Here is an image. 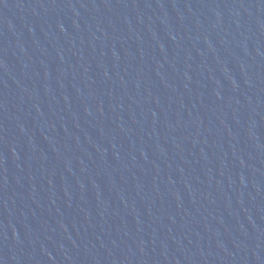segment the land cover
<instances>
[{
	"label": "water",
	"instance_id": "water-1",
	"mask_svg": "<svg viewBox=\"0 0 264 264\" xmlns=\"http://www.w3.org/2000/svg\"><path fill=\"white\" fill-rule=\"evenodd\" d=\"M0 264H264V0H0Z\"/></svg>",
	"mask_w": 264,
	"mask_h": 264
}]
</instances>
